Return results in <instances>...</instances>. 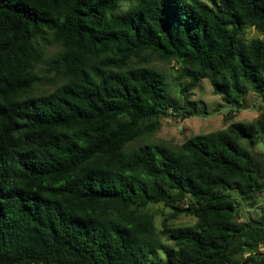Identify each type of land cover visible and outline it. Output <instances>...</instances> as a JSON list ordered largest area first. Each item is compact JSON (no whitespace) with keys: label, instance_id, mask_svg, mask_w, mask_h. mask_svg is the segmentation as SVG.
Listing matches in <instances>:
<instances>
[{"label":"trees","instance_id":"trees-1","mask_svg":"<svg viewBox=\"0 0 264 264\" xmlns=\"http://www.w3.org/2000/svg\"><path fill=\"white\" fill-rule=\"evenodd\" d=\"M153 60L186 100L202 79L233 109L264 94V0H0V264H264V205L241 220L233 196L264 194V152L241 145L264 112L145 140L193 114Z\"/></svg>","mask_w":264,"mask_h":264},{"label":"rangeland","instance_id":"rangeland-1","mask_svg":"<svg viewBox=\"0 0 264 264\" xmlns=\"http://www.w3.org/2000/svg\"><path fill=\"white\" fill-rule=\"evenodd\" d=\"M243 36L246 39L261 37L252 27L245 28ZM56 49L57 47L54 45L47 48V56ZM151 65L164 74L168 89V98L181 106H189V108L193 110V114L188 115L184 120L174 115L162 118L158 130L151 136L146 137L145 140L154 143L162 142L178 145L185 139L196 134H203L225 128L230 122H253L264 112V94L257 95L248 91L239 97V106L233 109L229 105L223 103L220 96L213 93L207 79H202L197 86L189 92L188 99L186 100L179 92L183 82L175 79L177 65L173 61L161 62L158 60H153ZM47 88H53V85L44 83L40 86V89ZM228 111L232 113L233 117L230 120H225L224 117ZM168 113L171 114V111ZM259 142L264 143V134L260 135ZM142 143L143 140L135 144ZM241 145L252 155L256 154V156H258L257 153L261 151L257 145L255 147H248L244 141H241ZM233 196L239 202L241 220L260 218L261 210L259 207L264 205V194L259 196L257 206L252 208L247 207L235 194H233ZM150 210L155 214V225L159 229L161 220L163 217L168 216L170 211L163 208L161 205L152 206ZM193 223L194 219L192 217L184 215H179L173 220V224L175 225H191Z\"/></svg>","mask_w":264,"mask_h":264},{"label":"water","instance_id":"water-1","mask_svg":"<svg viewBox=\"0 0 264 264\" xmlns=\"http://www.w3.org/2000/svg\"><path fill=\"white\" fill-rule=\"evenodd\" d=\"M257 147H258L262 152H264V143H262V142H258V143H257Z\"/></svg>","mask_w":264,"mask_h":264}]
</instances>
